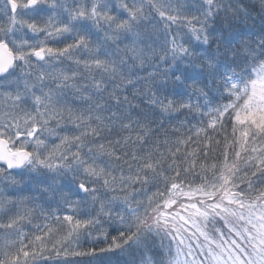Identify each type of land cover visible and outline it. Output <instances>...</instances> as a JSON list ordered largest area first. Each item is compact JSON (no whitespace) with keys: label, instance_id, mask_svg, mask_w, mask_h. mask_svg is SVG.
Returning a JSON list of instances; mask_svg holds the SVG:
<instances>
[{"label":"snow or ice","instance_id":"6c2138e0","mask_svg":"<svg viewBox=\"0 0 264 264\" xmlns=\"http://www.w3.org/2000/svg\"><path fill=\"white\" fill-rule=\"evenodd\" d=\"M252 5L0 0V264H264Z\"/></svg>","mask_w":264,"mask_h":264},{"label":"trees","instance_id":"16d2710c","mask_svg":"<svg viewBox=\"0 0 264 264\" xmlns=\"http://www.w3.org/2000/svg\"><path fill=\"white\" fill-rule=\"evenodd\" d=\"M245 3L249 4V10L253 15H258V9L255 8V6L252 5V3L254 2V0H244ZM213 28L217 29L218 31H222L223 34L225 35V37L229 38L232 40L233 44H237L238 41L245 39L250 32L254 31L253 29H251L247 24H242L239 22H234L231 26V35H229V30L222 27V24L220 21H217L215 24L212 25ZM212 47H215L214 45ZM149 71H151V69H149ZM146 73L142 72L141 75H145ZM211 162V161H209ZM149 195L151 194L150 192L148 193ZM26 231H29L26 230ZM90 242V241H88ZM88 242H84L83 241V247L84 248H88L89 245ZM98 248V247H97ZM85 259L84 261H82V264H87V259L86 258H82ZM123 260L122 257H113L111 255H106V256H101L99 257L98 260V264H111V261L114 262V264H116V262H121ZM38 264H46L45 261L41 260L38 262Z\"/></svg>","mask_w":264,"mask_h":264},{"label":"rangeland","instance_id":"374dc122","mask_svg":"<svg viewBox=\"0 0 264 264\" xmlns=\"http://www.w3.org/2000/svg\"><path fill=\"white\" fill-rule=\"evenodd\" d=\"M143 197H141V199H142ZM37 222H39V221H37ZM26 230H28V229H26ZM29 231L31 232V231H34V229H29ZM90 242H88L89 243V245H91V246H88V247H100V246H103V245H98V244H93V242L91 241V240H89ZM82 243H83V241H81Z\"/></svg>","mask_w":264,"mask_h":264}]
</instances>
